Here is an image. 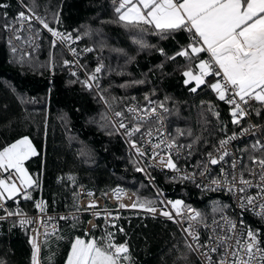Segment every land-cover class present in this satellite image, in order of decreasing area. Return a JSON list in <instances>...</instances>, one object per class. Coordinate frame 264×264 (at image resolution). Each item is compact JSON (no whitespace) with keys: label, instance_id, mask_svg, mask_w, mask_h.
<instances>
[{"label":"trees","instance_id":"trees-1","mask_svg":"<svg viewBox=\"0 0 264 264\" xmlns=\"http://www.w3.org/2000/svg\"><path fill=\"white\" fill-rule=\"evenodd\" d=\"M0 3L8 5L0 8V149L27 136L37 152L25 162L37 181L27 189L31 198L18 194L7 199L11 212L34 214L41 201L46 211L74 210L79 187L98 195L125 188L135 193V203L161 205L152 184L137 171L140 167L107 110L123 112L130 102L163 105L173 140L189 149L192 161L212 152L221 139L237 130L228 105L207 84L192 92L195 83H184L183 72L195 65L176 55L191 42L186 30L163 34L150 25L127 24L118 19V4L113 0ZM28 8L54 30H76L85 50L79 53L80 63L87 76H95L91 82L97 92L87 89L83 77L64 66L65 54L39 25L17 20L18 13ZM201 57L208 58L206 53ZM253 111L255 121L264 119L263 105ZM148 170L166 198L194 205L206 219L222 212L208 204L219 195L201 194L191 185ZM120 217L123 231H116V242L126 243L129 249V259L122 264H202L174 224L135 213ZM15 221L0 220V264H32L27 231ZM84 227L85 221L62 224L42 243L40 263L66 264L76 237L97 238L96 232L86 235Z\"/></svg>","mask_w":264,"mask_h":264},{"label":"snow or ice","instance_id":"snow-or-ice-1","mask_svg":"<svg viewBox=\"0 0 264 264\" xmlns=\"http://www.w3.org/2000/svg\"><path fill=\"white\" fill-rule=\"evenodd\" d=\"M8 5L0 3V8ZM120 21L127 24H146L152 26L158 33H172L179 30H186L191 34V42L176 53L177 56L185 57L190 61H195L194 68L189 67L183 72L184 83H195V87L190 90L195 92L201 85L207 84L217 95L219 100L225 101L231 107L232 123L239 124L240 120L247 115L242 105H247L249 101H256L264 105V0H118V7L115 9ZM28 13L21 11L17 20L27 22L29 26L33 19L39 21L45 29L61 40H71V34L64 36L55 31L34 10L28 8ZM8 25H5L7 29ZM19 39V37H17ZM91 51V49H88ZM74 51V50H73ZM206 53L208 58L201 57ZM175 59V57H171ZM67 65L69 61H64ZM101 71L100 67L95 70ZM75 75V73H73ZM218 78L215 82H209L208 77ZM90 79H95L93 75ZM87 85V81L85 82ZM90 87V85H88ZM163 107V105H160ZM135 113L136 109H129ZM147 112L148 110H142ZM156 109H151V114H155ZM257 114L259 112L257 111ZM117 117H121V112H116ZM218 116L219 114L216 113ZM142 120V116L135 117ZM119 128L124 129L129 137L140 132L139 126L129 129L123 121L119 123ZM247 131V129L245 130ZM151 136V131L148 133ZM235 137H230L234 139ZM229 141L221 140L223 147ZM131 145L139 155L145 153L137 147L136 141H131ZM257 145L259 148L257 149ZM173 144L166 147L170 150ZM160 148V144L153 145ZM180 147V146H177ZM262 155L250 156V166L245 171L254 179H245L244 172L239 176L235 175L237 162L232 161L231 167L233 175L231 181L227 179V174L223 181L213 180V184L230 183L229 191L241 193V206L252 205L256 200L262 201L259 205L264 219V144L253 145ZM37 155L31 140L24 136L14 143L0 149V171L9 173L6 179H0V200L11 199L23 193L25 199H30L27 189L37 184L25 168V162ZM158 155V153L154 154ZM224 152L219 158L208 153V162L212 165L218 164L228 156ZM161 162L165 163L169 169L177 170V165L173 162L171 154L165 159L161 157ZM143 169L138 168L137 171ZM203 175V173H201ZM19 181V185L17 184ZM239 184V187H237ZM255 187V196L244 195L248 188ZM177 216L182 215L183 202L177 200L169 201ZM144 208L148 212L155 213L157 209L152 206V202L134 203L133 208ZM36 207L40 212L45 211L44 203L38 202ZM89 207H95L90 204ZM123 207V205H122ZM189 220L199 222L201 214L190 210ZM13 215V213H8ZM162 215L173 219L169 211H162ZM99 216V213L96 214ZM63 219V217H62ZM225 225L220 232L213 229L207 241L200 242L199 233L189 225L184 231L191 237L187 244L189 250L198 252L204 257L206 264H264V243L259 238V231L245 227L237 233V225L230 219L224 218ZM30 221H21L27 223ZM216 224V221H213ZM243 225V221H241ZM122 232L123 229H120ZM32 244V264H39V246L35 239ZM222 250V251H221ZM129 249L126 243H115L113 234L108 233L103 241L95 238L84 240L76 237L71 243V248L67 256L66 264H122L123 260H128ZM218 253L219 259L213 261L212 254Z\"/></svg>","mask_w":264,"mask_h":264},{"label":"built area","instance_id":"built-area-1","mask_svg":"<svg viewBox=\"0 0 264 264\" xmlns=\"http://www.w3.org/2000/svg\"><path fill=\"white\" fill-rule=\"evenodd\" d=\"M113 2L118 4V0H113ZM24 10L26 14H29L28 10ZM31 23L39 25L41 29L49 35L52 43L59 47L65 54V61H69V63L67 65L64 63V66L72 73H75V75L82 76L84 85L87 89L97 92L96 87L91 82L90 77L85 74L80 63L79 53L85 50L84 47L80 46V38L77 36L76 30H55L64 36L71 34V40H61L60 37H55L51 32H48L37 20L33 19ZM24 25L29 24L24 22ZM86 81L87 85L85 84ZM88 85H90V87ZM213 93L217 96L215 92ZM226 104L228 105V114L231 124L234 125L237 130L221 139L229 141L226 145L221 147L220 140L211 152L216 158H219L225 151L229 153L224 160L216 165H212L208 162V154L199 160H191L189 149L184 146V144H178L173 140L168 128L166 110L160 105L154 102H130L124 107V111L121 112V117H117L115 113H111L107 110L109 119L125 143L128 153L134 157L140 169H143L142 172L152 184L160 199L161 205L155 207L157 209L155 213L148 212L144 208H133L132 205L136 202V195L129 189L116 188L104 195H98L84 187H79L77 190V208L74 210H45L42 213L38 209L34 214L14 213L10 211L6 199L0 200V220L5 222L16 220L18 227L27 231V242L31 250V262L33 251L31 241L33 239L36 240L40 249L38 255L39 264H41L40 253L42 243L46 238L57 232L62 224L67 222L85 221L84 233L86 235L96 232L97 239L103 241L108 233H112L113 240L117 243L115 233L121 226L120 216L122 213L141 214L142 216L170 222L180 230L187 243L192 242L191 237L184 231L189 225L197 230L200 236V242L204 243L207 241L209 235L214 234L213 229H215L216 232H220L221 228L226 226L224 218L230 219L236 223L237 233L241 232L245 227L258 230L259 238L264 241V219L259 215V213H261L259 205L262 201L256 200L252 205L245 203L242 207L240 199L242 194L229 191L231 186L230 183H212L213 180L223 181L225 174H227V179L231 181L233 175L231 164L233 160L237 162L235 169V175H237V177L241 172H244L245 179H254L245 171V168L250 166L249 157L257 156L256 154L260 152L257 150L259 145H257V149H254L253 145L257 144V141H259L260 144H264V119L258 121L254 120L253 108L259 105V103L256 101H249L247 105H242L247 115L240 120L239 124L232 123V107L228 103ZM153 108L156 109L155 114H151V109ZM129 109H136V112H130ZM142 110L148 111L145 112ZM137 116H142L143 119H135ZM121 121L128 125L129 129L139 126L141 131L129 137L124 129L119 128V123ZM246 129L247 131H245ZM149 131H151V136L148 135ZM230 137L235 138L229 140ZM133 140L136 141L137 147L145 153L144 155H139L136 149L132 147L131 141ZM155 144H160V148H154L153 145ZM168 144L174 145L170 152L166 147ZM155 153H158V155L154 157ZM169 154H171L173 162L177 165V170L169 169L166 167L165 163L161 162V157L166 159ZM149 168L168 176L170 179L177 180L181 185H191L196 192L201 194L219 195L222 212L209 219L200 216V218H198L199 222L189 220L188 217L191 215L190 210L194 212L199 211L194 205L185 204L183 202L184 208L182 210V215L177 216L171 204L168 203L169 201L175 202L177 200L166 198L165 194L157 188L149 173ZM201 173H203V175ZM8 175L9 173L0 171V179H6ZM256 182H258V178L254 179V183ZM17 184L19 185V181H17ZM237 187H239V184H237ZM256 194L257 189L251 187L247 189L244 195L255 196ZM90 204H94L95 207H89ZM162 211L171 212L174 218L169 219L162 215ZM8 213H13V215H9ZM97 213H99V216L96 215ZM21 221L30 222L22 224ZM213 221L217 223L214 224ZM241 221H243V225H241ZM261 247H264V243L261 244ZM193 252L202 264H206L203 256L196 251ZM212 258L213 261H217L219 259V254L213 253Z\"/></svg>","mask_w":264,"mask_h":264},{"label":"rangeland","instance_id":"rangeland-1","mask_svg":"<svg viewBox=\"0 0 264 264\" xmlns=\"http://www.w3.org/2000/svg\"><path fill=\"white\" fill-rule=\"evenodd\" d=\"M186 79V78H185ZM194 83V82H193ZM30 175V174H29ZM31 176V175H30ZM32 177V176H31ZM14 198V197H13ZM208 204H210V206H213V205H215L214 207H218L219 208V210H217V211H220V210H222V207H221V201H220V198H217V199H215L214 201H211V202H209ZM90 239H93V238H90ZM90 239H88V240H90ZM96 240H98L97 238H95ZM85 240V239H84ZM99 241V240H98Z\"/></svg>","mask_w":264,"mask_h":264},{"label":"bare ground","instance_id":"bare-ground-1","mask_svg":"<svg viewBox=\"0 0 264 264\" xmlns=\"http://www.w3.org/2000/svg\"><path fill=\"white\" fill-rule=\"evenodd\" d=\"M93 84H94V83H93ZM97 90H98V89H97ZM170 133H171V132H170ZM149 173H150V172H149ZM179 200H180V199H179ZM182 202H183V201H182ZM15 222H16V221H15ZM9 223H11V222H9ZM9 223H8V224H9ZM52 236H53V235H52Z\"/></svg>","mask_w":264,"mask_h":264},{"label":"crops","instance_id":"crops-1","mask_svg":"<svg viewBox=\"0 0 264 264\" xmlns=\"http://www.w3.org/2000/svg\"><path fill=\"white\" fill-rule=\"evenodd\" d=\"M15 197H16V196H15ZM15 197H14V198H15ZM85 240H87V239H85Z\"/></svg>","mask_w":264,"mask_h":264}]
</instances>
